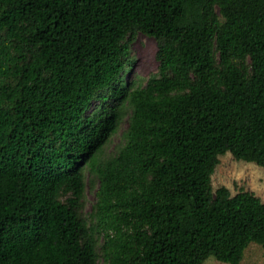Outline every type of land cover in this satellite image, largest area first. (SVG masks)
<instances>
[{"label": "trees", "instance_id": "trees-1", "mask_svg": "<svg viewBox=\"0 0 264 264\" xmlns=\"http://www.w3.org/2000/svg\"><path fill=\"white\" fill-rule=\"evenodd\" d=\"M228 153L264 168V0H0V264H98L96 234L107 264H241L264 202L214 190Z\"/></svg>", "mask_w": 264, "mask_h": 264}, {"label": "rangeland", "instance_id": "rangeland-1", "mask_svg": "<svg viewBox=\"0 0 264 264\" xmlns=\"http://www.w3.org/2000/svg\"><path fill=\"white\" fill-rule=\"evenodd\" d=\"M131 66L125 74L126 83L135 82L138 85L145 86L148 80L158 74L159 63L156 60L158 51V43L152 38L143 34H139L136 40L130 45ZM96 100L93 107H99ZM131 108L124 110V116L119 123L117 132L111 137L104 148L105 158H109L121 149L125 143L124 133L129 126V117ZM86 188L85 195L80 201L82 205L81 214L89 221L90 214L96 203V191L98 182L91 184V178L88 173L85 174ZM212 185L214 190L226 187L230 190L232 196L241 191L253 192L264 202V168L242 160H237L230 153L220 156L218 165L212 176ZM68 196H63L62 200L66 201ZM97 252L99 254L98 264H107L101 256L100 246L103 243L102 235H97ZM204 264H224L215 258H209ZM241 264H264V248L256 243L251 244L245 251Z\"/></svg>", "mask_w": 264, "mask_h": 264}]
</instances>
